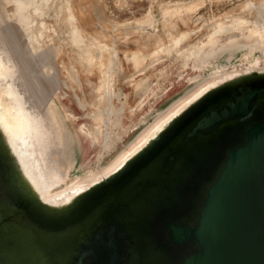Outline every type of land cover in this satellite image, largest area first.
<instances>
[{"label": "bare ground", "instance_id": "bare-ground-1", "mask_svg": "<svg viewBox=\"0 0 264 264\" xmlns=\"http://www.w3.org/2000/svg\"><path fill=\"white\" fill-rule=\"evenodd\" d=\"M213 1L221 0L161 2V18L168 20L162 27L165 43L160 36L152 38L143 30L156 21L154 17L134 21L136 37L146 49L149 45L153 48L132 51L136 64H130L133 72L126 81L133 90L138 80L149 81L152 75L156 81L150 82L149 88L156 93L165 92L166 87H160L159 79L168 75L167 67L152 72L157 68L155 65L169 59L179 62L186 70L197 47L220 31L231 26H242L246 31L244 35L231 33L222 39L227 43L206 50L200 56L199 70L189 75L187 83L191 87L164 109L152 113L153 109L135 120L132 117L144 103L129 104L127 93L117 87V78L124 68L115 37L103 32L89 34L79 28L81 22L72 0H44L42 9L31 10V18L22 0H0V147L42 210L47 209L54 216L74 212L85 197L122 172L192 105L221 86L264 69V0H243L236 12L212 14L209 20L196 26L197 30L188 26L193 15L206 2ZM108 21L113 30L128 24ZM177 21L186 25V29L177 32ZM70 25L81 39L82 47L71 40ZM203 27L205 33L192 38ZM29 37L41 43V49L51 61L61 59V84L72 93L86 121H79L70 99L66 98L67 91H59L56 72L55 77L51 72L55 71L54 65H42L38 51L31 49ZM128 38L125 34L124 40ZM239 49L246 51L237 66L230 60ZM223 54L225 58L221 62L218 58ZM100 69L105 73L104 84L98 97L91 93L88 99L86 84L93 76L100 75ZM149 70L151 73L147 75ZM259 86H264V82ZM253 87L252 83L249 88ZM148 113H152L151 120L145 117ZM127 115L130 123L124 120ZM136 122L142 127L125 141ZM78 152L83 156L79 164Z\"/></svg>", "mask_w": 264, "mask_h": 264}, {"label": "water", "instance_id": "water-1", "mask_svg": "<svg viewBox=\"0 0 264 264\" xmlns=\"http://www.w3.org/2000/svg\"><path fill=\"white\" fill-rule=\"evenodd\" d=\"M259 82L263 71L192 105L67 215L39 207L0 147V264H119L118 234L134 264H264Z\"/></svg>", "mask_w": 264, "mask_h": 264}, {"label": "rangeland", "instance_id": "rangeland-1", "mask_svg": "<svg viewBox=\"0 0 264 264\" xmlns=\"http://www.w3.org/2000/svg\"><path fill=\"white\" fill-rule=\"evenodd\" d=\"M165 1H176V0H72V4L75 8V11L77 12L80 18L81 23L79 24V28L85 30L89 34L99 35L100 32H103L108 36L115 37L118 43L119 55L124 68L123 73H121L117 78L118 79L117 87H119L121 91L127 93L129 104L134 105L136 101L137 102L141 101L144 103L143 107L137 109L136 110L137 112L132 117L135 120H137L138 117L145 115V113L153 109L154 110L152 113H155L156 110L164 109L174 99L179 97L189 87H191L192 85L187 83V81L190 78L189 75L192 74L193 70L194 71L199 70L200 56L203 55L206 52V50L207 51L212 50L218 45H223L227 43L222 39L231 33L244 35V33L246 32L245 28H243L242 26H231L226 31L224 30L220 31L216 37H212L210 40H208L207 43L197 47L191 61L189 62V67L191 69L187 68L185 70L184 68L180 67L179 62L173 60L170 61L169 59H165L161 63L155 65V67L157 68H155L152 72H156L160 68L167 67L168 76L164 78L161 77V79H159L160 87H166L165 92L159 91L158 93H156L153 90H151V87L149 88L150 82L153 84L156 81V79L152 75L149 76V81L144 82L138 80L132 90L128 82L126 81L127 76H129L133 72L130 64L133 65L136 64L135 63L136 60L134 55L132 54V51H136V50L146 51V50H151L153 48L152 47L153 45H149L147 46L146 49L141 39L136 37V33L134 34L135 28H133L135 25L134 21L141 22L143 20H148L149 18L154 17L156 21L155 22L153 21V23L151 22L150 25L144 26L143 27L144 32H146L147 35L152 38H156L160 36L162 43L167 42V38H165L164 34L162 33V27L163 25L168 24V20L167 18H161L162 16L160 15V11H161L160 3ZM242 1L243 0H221L219 2L213 1L210 4L209 2H206L205 5L202 8H200L195 15H193L191 20L188 22V26L197 30L198 28L196 26H201L202 23H204V21H206L212 14H214L215 16H220V15L222 16L236 12L237 10L240 9ZM22 2L25 8V12L30 18H31V10H33V8L42 9L45 3L44 0H22ZM150 7H152L151 12L148 13L147 11ZM151 14L153 16L149 17L148 15ZM108 19L115 20L118 23H128V24L121 25L117 27L115 30H113L111 26V21L109 22ZM31 23H32V19L29 20V24ZM186 27H187L186 25H183L180 21H177V32L186 29ZM68 29H69L68 34L70 35L74 45L78 47H82L83 44L81 42V39L78 37L75 29H73L71 25L69 26ZM205 31L206 28L203 27L200 31L194 34L192 38L197 39L203 33H205ZM125 34L129 37L127 40H124ZM28 40L30 41L31 49H35L38 51L37 56L39 60L42 62V65H52V67L54 65L55 71L52 70L51 72L54 77L56 72L57 75L56 81L60 93H62L63 90L67 91L68 95L66 98L70 99L69 101L75 113L79 117V121H86V119L83 117V111L79 109L76 103H74L75 101L74 99H72L73 98L72 93L69 90L65 89L61 84L62 71H61V67L59 66L61 59H58L56 61H51L50 57L47 54H45L41 49V43L39 41L35 40L33 37H29ZM245 51L246 50L244 49L237 50L235 52L234 57L230 60V63L239 66L242 63V61L240 60L242 58L241 55ZM258 55L259 52H256L255 56ZM63 57L66 59V56ZM224 58H225V54L219 57L218 60L223 62ZM261 70L264 69L256 70L254 71L253 74H255V72L257 71L260 72ZM99 73L100 75L96 77L93 76L91 78V81L88 84H86L85 92L88 99L90 98L89 95H91V93L93 97L95 98L98 97L99 88L104 84L103 78L105 73L102 69H100ZM150 73H151L150 70L146 72L147 75H149ZM179 73H182V76H179ZM152 113H148L145 117L151 120L150 115ZM124 120L126 123H130L129 116ZM137 124L138 123L136 122V124H134L131 127L129 136L125 139V141L129 140L132 136H134L142 127V124H138V125ZM95 148H93L92 150L93 152L95 151ZM82 159H83L82 154L78 152L77 160H76L77 163L79 164L82 161ZM105 161L106 159L103 160V163ZM76 166L78 165L76 164Z\"/></svg>", "mask_w": 264, "mask_h": 264}, {"label": "flooded vegetation", "instance_id": "flooded-vegetation-1", "mask_svg": "<svg viewBox=\"0 0 264 264\" xmlns=\"http://www.w3.org/2000/svg\"><path fill=\"white\" fill-rule=\"evenodd\" d=\"M228 96H229V93H227V92L222 93V94H218L216 97H214L212 99L211 105L213 107L216 106L217 103H218L217 105H219V103H221L222 101L226 100ZM206 110H208V108L204 109V112H206ZM117 237L119 238V241H120V244H121V251H122L121 252V256L119 258V264H134V262L131 261V259H130L131 258L130 254L133 255V252H134L135 248H132V246H130V244H129V246H127L128 244L125 241V238L127 239V235L126 234H118ZM134 238H136V236H134Z\"/></svg>", "mask_w": 264, "mask_h": 264}]
</instances>
